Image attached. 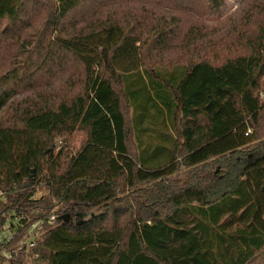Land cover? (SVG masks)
Returning <instances> with one entry per match:
<instances>
[{
    "label": "trees",
    "instance_id": "16d2710c",
    "mask_svg": "<svg viewBox=\"0 0 264 264\" xmlns=\"http://www.w3.org/2000/svg\"><path fill=\"white\" fill-rule=\"evenodd\" d=\"M222 3L0 0V226L31 264L264 255V0L203 43Z\"/></svg>",
    "mask_w": 264,
    "mask_h": 264
},
{
    "label": "rangeland",
    "instance_id": "374dc122",
    "mask_svg": "<svg viewBox=\"0 0 264 264\" xmlns=\"http://www.w3.org/2000/svg\"><path fill=\"white\" fill-rule=\"evenodd\" d=\"M133 1L134 0H130L131 4H133ZM250 1L251 0H223V3L220 9L217 11V13L214 16H211L210 18L204 19L203 25L205 29V35L203 38L204 39L203 43H207V41H212L211 39L214 38L215 36L224 35L226 31H228V26H230V24L233 21H235L237 18L242 16V10L248 6ZM161 15L163 18H166L164 12H162ZM32 36H33V32L28 33L27 35L28 42L32 41L33 39ZM260 98L264 100V95H262ZM82 137L83 136L81 133H75L71 138V145L77 147ZM128 146L130 151L133 152L134 151L133 143L129 142ZM40 194L41 191H38L36 197L40 196ZM5 224H7V222H5ZM28 233L29 234H27L28 237H26V239L30 238V240H33L34 237L31 238V236H29V235H33V230L30 229ZM26 239L24 240V243L26 242ZM23 262L24 264H29V259L24 256ZM255 264H264V255H261V259L255 261Z\"/></svg>",
    "mask_w": 264,
    "mask_h": 264
},
{
    "label": "built area",
    "instance_id": "2783aa9c",
    "mask_svg": "<svg viewBox=\"0 0 264 264\" xmlns=\"http://www.w3.org/2000/svg\"><path fill=\"white\" fill-rule=\"evenodd\" d=\"M17 223H19V221H14L13 225H18ZM16 235L17 234L14 232L12 236L11 233L6 232L5 228L2 227V225L0 226V256L5 260L6 263L11 260L15 263L20 262L25 256L29 259V264H31V262L37 257V255L32 251V248L34 247L33 242H29L31 240L28 238L26 239L25 243H23L22 241H15V243L14 236ZM24 237H27V235ZM11 244L14 246H12ZM9 245L11 246L9 248H11L12 250L8 251L6 247H8Z\"/></svg>",
    "mask_w": 264,
    "mask_h": 264
}]
</instances>
